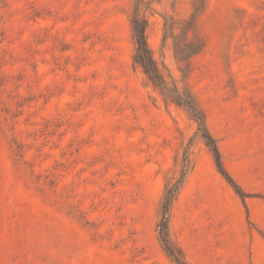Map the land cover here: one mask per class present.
<instances>
[{
	"label": "rangeland",
	"instance_id": "rangeland-1",
	"mask_svg": "<svg viewBox=\"0 0 264 264\" xmlns=\"http://www.w3.org/2000/svg\"><path fill=\"white\" fill-rule=\"evenodd\" d=\"M0 0V264H264V0ZM197 124L133 62L134 9Z\"/></svg>",
	"mask_w": 264,
	"mask_h": 264
},
{
	"label": "trees",
	"instance_id": "trees-1",
	"mask_svg": "<svg viewBox=\"0 0 264 264\" xmlns=\"http://www.w3.org/2000/svg\"><path fill=\"white\" fill-rule=\"evenodd\" d=\"M151 1V0H148ZM206 0H194V11H198L204 6ZM131 30L135 43V53L133 56V62L138 65L148 80L154 84L161 91L166 100L175 103L178 106H183L191 114L197 124V133L204 140L206 147L210 151L215 166L219 174L233 187L235 192L243 197L241 189L235 184L231 176L224 168L219 151L217 149L214 139L210 136L205 125V118L202 110L198 107V104L194 98L189 94H179L175 87H171L166 81L163 73L154 61L146 39L147 20L144 15L139 16L137 8L134 9L133 16L131 18ZM187 160L183 159V171L178 180L173 184H167L165 186L164 194L161 200L159 212L161 220L158 223L159 239L164 243L165 251L175 264H185L181 251L178 248L173 247V244L167 240V228L168 217L172 203L175 201L178 192L183 184L185 176Z\"/></svg>",
	"mask_w": 264,
	"mask_h": 264
}]
</instances>
